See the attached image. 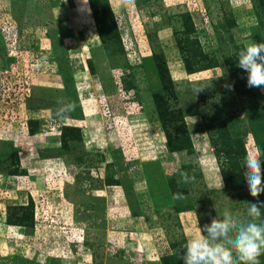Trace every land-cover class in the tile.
<instances>
[{
	"label": "rangeland",
	"instance_id": "obj_1",
	"mask_svg": "<svg viewBox=\"0 0 264 264\" xmlns=\"http://www.w3.org/2000/svg\"><path fill=\"white\" fill-rule=\"evenodd\" d=\"M253 43L264 0H0V264H184L225 211L251 221Z\"/></svg>",
	"mask_w": 264,
	"mask_h": 264
},
{
	"label": "clouds",
	"instance_id": "obj_2",
	"mask_svg": "<svg viewBox=\"0 0 264 264\" xmlns=\"http://www.w3.org/2000/svg\"><path fill=\"white\" fill-rule=\"evenodd\" d=\"M83 3L86 5L87 0H83ZM238 66L248 73L249 87L264 90V43H253L241 50ZM35 67L39 68L40 65ZM75 107L74 103L61 104L56 109L55 116L64 119L75 111ZM0 139L5 137L0 136ZM262 155L264 152L257 148L247 152L244 159V178L253 197H258L264 192V174L260 159ZM181 177L182 182L189 181L187 173H181ZM222 186L221 176L218 183L209 185L210 188L219 189H222ZM173 198L183 197L174 194ZM248 204V215L252 219L247 223L239 221L230 212L225 211L222 219H213L210 224H205L204 231L207 236L197 235L187 242L180 257L184 264H260L259 257L264 255V221H260V209L264 207V202Z\"/></svg>",
	"mask_w": 264,
	"mask_h": 264
},
{
	"label": "trees",
	"instance_id": "obj_3",
	"mask_svg": "<svg viewBox=\"0 0 264 264\" xmlns=\"http://www.w3.org/2000/svg\"><path fill=\"white\" fill-rule=\"evenodd\" d=\"M108 3H109V1H108ZM91 6H92V5H91ZM109 7H110V9H111V12H113L112 5H111L110 3H109ZM92 13H93L94 16H95L96 11L92 9ZM112 14H113V13H112ZM95 22H96L97 30H98V33L100 34V37H101V36L103 37V33H102V31L99 29V23L97 22L96 17H95ZM92 63H93L92 58H89V64L92 65ZM222 171H223V175H224V177H225V180L228 181V180H227V176L225 175L223 169H222Z\"/></svg>",
	"mask_w": 264,
	"mask_h": 264
},
{
	"label": "crops",
	"instance_id": "obj_4",
	"mask_svg": "<svg viewBox=\"0 0 264 264\" xmlns=\"http://www.w3.org/2000/svg\"><path fill=\"white\" fill-rule=\"evenodd\" d=\"M112 5H114V4H112ZM65 46V45H64ZM87 62H89V60H87Z\"/></svg>",
	"mask_w": 264,
	"mask_h": 264
}]
</instances>
